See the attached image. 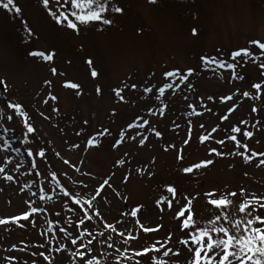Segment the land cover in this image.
Returning <instances> with one entry per match:
<instances>
[{"label": "rangeland", "instance_id": "rangeland-1", "mask_svg": "<svg viewBox=\"0 0 264 264\" xmlns=\"http://www.w3.org/2000/svg\"><path fill=\"white\" fill-rule=\"evenodd\" d=\"M14 3L20 13L0 7V219L39 211L29 221L0 225V264H189L192 253L179 241L192 230L182 231L184 217L176 218L185 197L200 228L218 215L217 226L230 230L236 220L264 218L259 204L248 209L252 216L238 210L245 201L264 203V87L259 99L252 88L264 85V51L251 43H264V0H109L122 9L104 14L111 24L81 25L69 16L75 30L56 21L61 11L73 10L64 0H49L47 8L43 0ZM241 49L255 59L232 60ZM202 57L236 64L244 79L213 71ZM189 69L187 81L166 77ZM201 136L209 139L201 143ZM207 160L213 163L183 172ZM9 175L11 181L4 179ZM169 187L177 190L175 200ZM221 197L232 206L208 203ZM134 208H140L135 218Z\"/></svg>", "mask_w": 264, "mask_h": 264}, {"label": "snow or ice", "instance_id": "snow-or-ice-1", "mask_svg": "<svg viewBox=\"0 0 264 264\" xmlns=\"http://www.w3.org/2000/svg\"><path fill=\"white\" fill-rule=\"evenodd\" d=\"M57 3H59V0H56ZM65 4L70 3L72 11L69 12H63L61 11L59 16H56L57 23H61L62 21L68 22V27L75 30L77 28V23H74L73 20L69 19V16L73 17L76 22H78L81 25H87L93 22H99L103 23L105 25H109L112 23L110 19L105 18V13L112 11L116 13L122 12V9L119 7H110L109 0H64ZM150 3H156L157 0H149ZM43 4L45 8L49 6V0H43ZM0 7L4 9L11 8L16 13H20L21 9L15 5L14 0H0ZM53 15H55L53 13ZM193 35H196V30L193 29ZM252 44H255L261 51H264V43H261L259 41H252ZM32 55H38L37 53H32ZM240 57H252V53L249 52L247 49H241L238 51H235L231 54L232 60H237V58ZM45 60H52V55H47L43 57ZM255 59L254 57H252ZM203 63L205 65L214 66L212 68L213 71H215L217 68L219 69H226L232 72V79L234 80H243L244 77L242 75L236 74V68L237 65L233 63H228L227 61L217 60L216 57L211 58H201ZM246 62V61H245ZM89 64H91V61H89ZM261 69H264V63H261L259 65ZM53 72L55 73V69H53ZM193 75V70L189 69L186 74L181 75L177 71L169 72L166 74V77H177L182 82L187 81L188 77ZM261 75H264V71L261 72ZM92 76L96 77L97 73L95 71L92 72ZM0 83H3L0 81ZM71 88H78V85L72 84L69 85ZM133 87H135L133 85ZM168 88H172L173 85L169 84L167 85ZM262 87L261 83H255L252 85V88L256 90L257 95L253 98L259 99L260 98V92ZM99 92L100 90L97 89ZM146 91H151V89H146ZM165 89L160 88L159 89V95L164 96ZM117 96H120V91L116 92ZM245 97H251V94L247 91L243 93ZM123 99V97H121ZM226 100H232V96H228L225 98ZM9 107H12L16 109L17 112L20 111L19 105H9ZM230 111H234V109H230ZM253 112L257 111L255 108L252 109ZM161 113H163V109H161ZM190 114H198L193 111V113ZM7 119H12L11 116H8ZM223 119H228L227 116H224ZM147 123V122H145ZM144 125H139V127H143ZM27 132L29 134L35 132L34 127H32L30 124L26 125ZM232 131L240 133L241 129L234 127ZM159 135V133H157ZM244 136L247 138H251L252 134L250 132H245ZM134 138V137H133ZM232 141H236L235 136L229 137ZM200 142L204 143L209 139L208 136H201ZM89 145L93 144L92 140L88 141ZM185 143L187 144L188 141L185 140ZM218 143H223V141H218ZM237 146H241L237 142ZM210 152L212 154L223 156L224 153L217 152L216 149H211ZM34 153L32 151L28 152V156H33ZM36 155L40 157H44L45 153L43 151H40L36 153ZM253 156H256V153L252 154ZM264 155V154H260ZM178 160H183V156L179 155L177 156ZM245 162H249V158L245 157ZM67 163V161H65ZM213 163L212 160L202 161L201 163H198L194 166L184 167L183 172L185 174H191L196 169H200L202 167L210 166ZM260 164H264V160L260 161ZM33 167H36L34 164ZM5 169L3 167H0V173H3ZM4 179L11 181L13 179L12 176H5ZM52 180H56L55 174L52 176ZM107 181H105V184ZM59 187V185H57ZM62 192H64V196H68L69 192L64 191L63 188L60 189ZM169 193L172 194V199L175 200L177 198V190L173 187H169L167 189ZM32 195H36V193H32ZM100 195V191L98 190L96 192V195L93 197V199L96 198V196ZM215 193H206V196H214ZM231 196H236V193H230ZM46 197L44 195H41L39 199L43 201ZM47 199L51 200L52 198L49 196ZM185 200L187 203L181 208V210L177 213L176 218L179 219L181 217H184L182 220V231H186L191 229L192 231L188 232L187 234L190 236V239H182L179 242L187 248V250L192 253V257L189 261V264H264V227H254L256 224L264 225V218L260 217L259 215L253 217L252 219H241L236 220L233 224V228L230 230L229 228H226L222 225L217 226L218 222L221 219V216L218 215L214 220H210L208 225L200 228L198 227V222L195 219V213L192 208L193 201L192 199H189L185 197ZM77 204H79V201H76ZM85 203L88 205V208L92 207L91 201H85ZM163 203V201H161ZM209 204L214 206L217 209H227L230 206H232L233 202L227 198L221 197L219 199H211L208 201ZM253 204H259L261 208H264V203H261L260 200H253V201H245L242 204L239 205V212L245 214L246 216H252V211H255V208H253ZM167 207L170 209L172 207V200L167 201ZM249 208H252V211H248ZM39 208L37 207H31V210L29 213H25L21 216L14 217L11 220L6 219H0V225H6L8 223L18 224L20 221H29L30 216L33 214L38 213ZM140 212V208H134L131 210L130 215L132 217H137L138 213ZM185 212H187V216H185ZM99 213H97L98 215ZM225 219H228V215L225 213L223 214ZM88 219L91 220L92 217L89 215ZM137 223H140L139 220L136 221ZM83 223V221H81ZM22 226V225H21ZM105 227L111 228V225H105ZM143 227V226H142ZM113 231H115V228H112ZM159 227L156 229L152 228H143L144 232H152V231H158ZM123 235V233H121ZM130 239H135V237H129ZM170 239V237H169ZM71 243L73 245L77 244V241L75 239L71 240ZM91 243V241H89ZM192 245V247H189V245ZM111 247L112 245H108ZM155 251L159 252L160 249H154ZM149 250H145L144 252H137L136 255H147ZM171 249L164 251L163 255L168 256ZM81 258L83 259V253L80 254ZM174 255L179 256L180 253L176 252ZM87 264H99V261H92L89 260Z\"/></svg>", "mask_w": 264, "mask_h": 264}, {"label": "water", "instance_id": "water-1", "mask_svg": "<svg viewBox=\"0 0 264 264\" xmlns=\"http://www.w3.org/2000/svg\"><path fill=\"white\" fill-rule=\"evenodd\" d=\"M0 87H2V85H0ZM99 264H108V262L102 259L99 261Z\"/></svg>", "mask_w": 264, "mask_h": 264}, {"label": "trees", "instance_id": "trees-1", "mask_svg": "<svg viewBox=\"0 0 264 264\" xmlns=\"http://www.w3.org/2000/svg\"><path fill=\"white\" fill-rule=\"evenodd\" d=\"M260 93L263 94V90H262ZM261 94H260V95H261Z\"/></svg>", "mask_w": 264, "mask_h": 264}]
</instances>
